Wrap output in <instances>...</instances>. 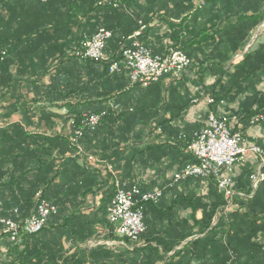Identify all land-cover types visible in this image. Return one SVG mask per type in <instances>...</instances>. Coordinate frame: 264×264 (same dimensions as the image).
<instances>
[{
    "label": "crops",
    "instance_id": "crops-1",
    "mask_svg": "<svg viewBox=\"0 0 264 264\" xmlns=\"http://www.w3.org/2000/svg\"><path fill=\"white\" fill-rule=\"evenodd\" d=\"M192 1L131 0L122 11L114 14L109 12L106 16L105 24L115 28L118 39L129 35L127 45L131 44L132 39L129 38L138 30L142 21L145 26L138 39L154 54L165 55L171 48H179L194 62L180 78L166 76L147 87H135L128 75L113 79H92L89 63L60 57L61 50L66 47V40L47 36L46 40L42 39V22L48 13L41 11L37 0H0V36L3 37L4 48L8 50L4 61L0 63V193L4 197L6 208L2 211H11L18 205L22 207L35 189L45 186L49 180L54 184L53 189H58L59 186L69 187L72 184L71 175L77 168L73 163L75 157L80 166L87 161L103 175L110 173L105 168V164L110 163L128 187L136 184L143 192L164 189L160 203L145 209V221H148L147 227L150 229L146 242L161 253V261L157 264H163V260L170 258L175 251L198 239V262L193 264H264L263 230H246L241 240L230 234L222 236L221 233L214 235L215 238L213 236L204 240L207 239V231L202 225H195V219L201 220L202 211L194 212L184 196L206 193L199 186L207 181L189 178L174 187L168 186L173 175L188 163L183 152L169 146L152 150L144 154L145 159L150 160L146 166L140 163V158L143 157L137 155L132 166L125 172V162L116 166L100 153L101 144L106 139L109 138L110 145L117 141L111 136L87 139L84 147L90 152L82 149L83 153L79 154L77 151L75 154L69 150L73 129L68 117L88 113L100 102L109 104L119 100L123 109L132 112L131 117L136 116L131 121H122L116 126L121 132H143L147 127L159 124L161 128L158 129L167 132L165 140L172 132H195L199 129L200 120L209 112L213 111L220 116L224 111L238 109L235 104H218L213 105L214 107L206 105V100L211 97L204 90L215 78L208 76L205 83L199 84L197 69L217 62L211 60L213 53L236 51L225 64L229 68L234 65L236 55L264 43V33L260 32L264 27V0H213L206 8L194 13L193 8L191 10ZM261 18L262 21H258L253 28L248 26L249 22ZM57 34L55 35L58 36ZM121 65L125 66L123 61ZM190 94L193 98L189 107L181 109V104H185ZM195 98L200 101L199 105L193 103ZM162 118L166 121L163 127L160 125L165 122ZM138 119L145 121L139 123ZM244 133L250 141L264 149V130L249 127ZM149 139L155 142L157 136L153 133ZM144 146L145 144H135L133 149ZM90 155L95 158V162L88 159ZM257 158L252 156L236 168L234 183L238 195L234 211L240 210L241 202L253 198L257 191V188H253L251 179L252 189L249 194L238 188L237 181L243 168H248L253 174L262 169V161ZM61 170L64 175L57 174ZM197 180L202 183H197ZM113 184H107L104 190H110L115 186ZM207 184L222 195L213 184ZM262 188L264 183L261 184L260 189ZM66 191L58 195L66 196ZM101 199L102 193L98 192L84 205L65 202L59 209L57 207L58 211L68 213L80 211V219L75 215L73 222L85 223L86 227L94 230V234L88 239L71 237L65 240L67 255L76 254V258L84 259L88 258L87 252L93 248L118 245L108 244L107 242L113 241L105 238L108 232L100 222L102 215L97 214L101 208ZM261 205L264 207L263 203ZM221 208L215 215L214 223L217 222ZM22 211L27 212L29 208H22ZM230 213L222 217L227 219ZM70 216L71 214L61 216L58 222L68 220ZM244 224L245 222H232L229 226L232 225V229L236 231V228H243ZM245 227L252 226L249 227L247 222ZM183 235L191 236L180 240ZM227 240L233 243L239 254L232 252ZM6 244L7 238H0V264L10 260L6 254ZM172 245H175L174 248H171ZM228 257L230 260H227ZM131 263L132 260L129 264Z\"/></svg>",
    "mask_w": 264,
    "mask_h": 264
},
{
    "label": "trees",
    "instance_id": "trees-1",
    "mask_svg": "<svg viewBox=\"0 0 264 264\" xmlns=\"http://www.w3.org/2000/svg\"><path fill=\"white\" fill-rule=\"evenodd\" d=\"M100 1L101 0H52L48 3H43L40 0H37V3L40 4L41 11L43 13H48V16L43 18L42 22V39L46 40V36L48 38H57L58 40L65 38L66 47L63 51L61 50L60 57L71 60H82L89 63L92 70V79H113L126 75L131 79L130 71L125 66L122 67L119 72L111 73L109 71L110 65L113 62L123 61V50L125 47L129 46L126 44L129 35L118 39L116 37L115 28L109 24H105V18L109 12L114 14L122 11L127 7L131 0H125L118 8L99 5ZM195 1L196 0L192 1L191 10L194 7L193 5ZM260 20L262 21V18L257 19V22H249L248 26L253 28ZM144 26V23L141 21L137 31L141 30L142 32ZM101 28H105L112 33V37L107 44V59L96 61L78 56L77 53L83 50L86 39L91 38ZM55 30L56 33L54 32ZM0 37V63H2L8 54V50L4 48L3 37ZM212 38L214 39V35H212ZM235 53L236 51L231 53H213L211 55V60L217 62H212L211 66L199 67L197 69L199 71L198 82L199 84L205 83L208 76H213L215 78L212 79L213 82L209 86L205 87V94H208V97L216 99L217 104L214 106H217L222 100L226 105H238V109L232 108V112L234 111V113L241 116L240 122L243 124V131H245L250 127L252 117L260 113L264 114V88H261V85L264 86V43L259 44L255 49L249 50L245 53L243 60L239 63L226 68L225 64L230 60V55L232 56ZM208 57L209 56H207V58ZM193 64L194 62L192 60L191 67ZM136 86L142 85L135 84V87ZM192 98L193 95H188L185 104H181V109L184 110L186 107H189ZM111 104L119 106L118 114H115L112 111ZM102 111H108L109 114L102 119L101 123L95 130H89L83 127L82 123L85 115ZM131 113L132 112H129V109H123L121 102L117 100L110 102L109 104L108 102L105 104L100 102L97 107H94V109L90 110L88 113L76 114L73 117L69 116L68 120L73 129V136L70 137L69 140V150L72 153L77 154L78 147L77 144H74L73 139L76 132L83 129V137L78 141V144L82 149H85L84 143L87 139L99 138L100 136L104 138L111 136L112 138H115V140L117 139L112 145H110L109 138L106 139L101 144L102 146L100 149L102 151H100V153H102L104 158L113 161V164L116 166L125 162V172L126 169L132 166L137 155L143 157L140 158V163L146 166L150 160L145 159L144 154L146 155L147 152L152 150L156 151V149L158 150L166 146L183 152V154H185L186 162L191 163L195 161L193 155L187 150L194 132L191 134H187L186 132H172L169 135L170 137L165 140V134H167V132L161 129L162 131L157 134V141L155 142L151 141L149 136L156 133L158 127H160L159 124L149 128L147 127L143 132H121L116 126L120 125L122 121H131L134 119L136 116L131 117ZM163 120L165 121V119ZM144 121L145 120L143 119H138L137 122L141 123ZM127 123L130 125L129 122ZM165 123L166 121L160 123V125L163 127ZM181 134L185 135L184 140H179ZM135 144H145V146L141 149L135 150L133 149ZM85 151L88 150L85 149ZM92 151L95 152L93 149ZM100 153H96V155L99 156ZM77 159L78 158L75 157L73 160V163H75L74 165H76L77 168L74 169L71 175L72 184L69 187L64 188L62 186V188L59 186L58 189H53L52 186L54 184L52 180H49L48 183H45V186L37 187L29 199L24 201L22 207L18 205L17 207L12 208L11 211H2V215L15 221H24L35 212L39 193H41L42 198L52 202V204L59 209V207L65 202L77 206L84 205L88 202V199L91 196H95L98 192H101V208L97 214L102 215L100 222L108 232L105 238L112 241H121V237L115 233L114 226L106 217L116 191L114 188L115 186L110 190H104V186L112 182L114 183L113 176H111L110 173L103 175L98 168L90 165L87 161H85L83 166H80L77 163ZM183 167H181V169ZM252 172L253 171H250L248 168H243L241 173L237 176L238 188L248 194L252 189L249 180L253 174ZM57 174L64 175L65 173L61 170ZM196 182L199 184L202 183L201 180H197ZM262 183H264V181L259 183L253 198L241 202L240 210L230 213L227 219L223 217L220 218L216 223H214L215 215L218 209L223 207L226 202L224 197L215 192L209 184H207V192L200 196H184V198L187 199L186 202L193 208L194 212H197L198 210L202 211V218L201 220L195 219V225H202L204 230L207 231L205 235L207 239L204 240H208L209 237H213L217 233H221L220 235L222 236L230 234V236L241 240L244 231L246 230L256 232L260 230L264 231V207L261 205L262 203L264 204V195L261 196V194L264 193V188H262V190L260 189ZM132 186L137 185L135 184ZM64 190H67L66 196L58 195ZM53 199L55 200L53 201ZM3 200L4 197L0 193L2 210L6 209ZM159 203L160 202L147 203L145 204V209L148 206H157ZM26 207L29 208V211L23 212L22 208ZM68 214H71L68 220L64 219L63 222H58V219H61V216H66ZM75 215L80 219L81 212L75 211L68 213L57 211V213L50 215L45 226L39 233L25 235L22 242L19 244L12 242L3 233V227L0 224V238H7L5 250L8 259H10H7L8 261H5L4 264H87L88 262L89 264H121V262L122 264H129L130 260H132L131 264H157L161 261V253H159L154 247H151V244L146 242L150 233L149 226L147 227L146 232L141 236L140 241L131 242L130 240L125 239V242L129 247L117 245L106 248H93L91 251L87 252L89 259L87 257L84 259H78L76 258V254L71 256L67 255L68 250L66 248V241L68 239L74 237L80 240H85L92 237L94 234V230L91 227H86L85 223H74L73 219ZM232 222H238V224L239 222H245V224L243 228H236V231H234L231 227L232 225L229 226ZM247 222L249 227L252 226L251 228L245 227ZM145 223L147 226L148 221L146 220ZM226 224H228V226ZM189 236L191 235H183L180 240H184ZM199 240L200 239L193 243H189L179 251H175L170 258L163 260V264H193L198 262L197 244L200 242ZM226 242L229 248L232 247L233 253L239 254L237 248H234L233 243H230L228 240ZM174 246L175 245H172L171 248H174ZM166 252H164V254ZM227 260H230V257H228Z\"/></svg>",
    "mask_w": 264,
    "mask_h": 264
},
{
    "label": "built area",
    "instance_id": "built-area-1",
    "mask_svg": "<svg viewBox=\"0 0 264 264\" xmlns=\"http://www.w3.org/2000/svg\"><path fill=\"white\" fill-rule=\"evenodd\" d=\"M48 3L52 0H40ZM125 0H101L99 5L118 8ZM211 0H196L193 12L206 8ZM144 28V27H143ZM142 32L137 31L132 37V42L123 50V62L130 71L132 84H140L144 87L158 82L163 77L171 76L180 78L192 65L191 58L179 48H171L165 55H157L147 46L139 41ZM111 31L101 28L91 38L86 39L84 48L77 55L93 59L96 61L106 60V48L111 39ZM245 54V53H244ZM244 54L235 57L233 63H239ZM122 68L121 62H113L110 65L111 73L119 72ZM197 99L193 103H197ZM215 98L206 100V105H215ZM220 105H224L222 100ZM111 109L118 114L119 106L111 104ZM109 114L108 111L87 114L84 116L83 127L95 130L102 119ZM218 116L214 112H209L200 120L199 129L196 130L188 144V152L195 158L194 162L186 164L181 170L173 175L172 182L168 185L174 187L189 178L203 179L213 184L217 191L225 199V205L218 212L217 220L223 215L233 212L236 208V196L234 177L236 168L247 159L255 156L261 159L262 169L253 174L250 179L254 189L259 183L264 181V149L256 143L250 141L243 131V124L237 115L222 114ZM250 127H257L264 124V114L260 113L252 117ZM158 129L155 133H161ZM83 137V129L78 130L73 139L77 144L78 153H83L78 144ZM185 135L181 134L179 140H184ZM88 159L95 162L93 156ZM105 168L113 176L115 185V196L109 206L107 219L114 226L115 233L121 237V241L107 242L108 244H118L129 247L125 239L131 242L140 241L141 236L146 232L145 204L158 203L164 196V189L159 188L153 191L143 192L139 186L128 187L123 183L110 163L105 164ZM57 207L38 194V203L35 212L24 221H15L2 215L0 204V224L3 233L14 243L22 242L25 235L39 233L45 226L50 215L57 213Z\"/></svg>",
    "mask_w": 264,
    "mask_h": 264
},
{
    "label": "rangeland",
    "instance_id": "rangeland-1",
    "mask_svg": "<svg viewBox=\"0 0 264 264\" xmlns=\"http://www.w3.org/2000/svg\"><path fill=\"white\" fill-rule=\"evenodd\" d=\"M211 1H213V0H211ZM210 1V2H211ZM209 2V3H210ZM194 6V5H193ZM194 13V12H193ZM260 32H262V33H264V27L262 28V30L260 31ZM263 37H264V34H263ZM247 53V52H246ZM241 54H244V53H241ZM239 55V54H238ZM237 56V55H236ZM235 56V57H236ZM244 58V57H243ZM235 59V58H234ZM243 60V59H242ZM241 60V61H242ZM234 61V60H233ZM261 88H264V86L263 85H261ZM196 99V98H195ZM195 99H193V100H195ZM198 100V99H197ZM194 104L195 105H199L200 104V101L198 100L197 101V103H195L194 102ZM225 105H226V103H225ZM213 106V105H212ZM238 106V105H237ZM231 110V111H230ZM230 110H227V111H224L225 113H223V114H228V115H231V116H233V115H237L236 113H234V111L232 112V109H230ZM230 111V112H229ZM213 112V111H212ZM215 113V112H214ZM216 114V113H215ZM217 115V114H216ZM220 116H223L222 114L220 115ZM238 117H239V120L241 119V116H239V115H237ZM257 127H260V129H261V131H263L264 129V124H262V125H258ZM263 129V130H262ZM258 159V158H257ZM259 160V159H258ZM260 161V160H259ZM208 185H207V183H202L199 187L201 188V190L202 191H207L208 190V187H207ZM198 187V186H197Z\"/></svg>",
    "mask_w": 264,
    "mask_h": 264
}]
</instances>
